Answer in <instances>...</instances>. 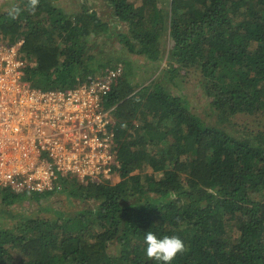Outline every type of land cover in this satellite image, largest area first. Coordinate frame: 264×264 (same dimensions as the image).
Returning <instances> with one entry per match:
<instances>
[{
    "label": "trees",
    "instance_id": "1",
    "mask_svg": "<svg viewBox=\"0 0 264 264\" xmlns=\"http://www.w3.org/2000/svg\"><path fill=\"white\" fill-rule=\"evenodd\" d=\"M10 1L0 5V37L23 39L31 87L65 90L122 66L104 99L120 167L114 183L70 190L73 208L92 206L0 228V264H163L146 258L149 231L185 243L171 264H264V132L233 122L264 117V0H104L110 21L89 0L70 14L54 0H39L34 14ZM14 7L25 9L16 19ZM114 38L125 58L96 57ZM134 59L158 67L141 99L123 68ZM179 77L198 84L214 124L172 90ZM63 190L0 188V201L18 210L17 196L38 203Z\"/></svg>",
    "mask_w": 264,
    "mask_h": 264
},
{
    "label": "built area",
    "instance_id": "2",
    "mask_svg": "<svg viewBox=\"0 0 264 264\" xmlns=\"http://www.w3.org/2000/svg\"><path fill=\"white\" fill-rule=\"evenodd\" d=\"M0 37V188L14 194L59 192L75 176L83 185L114 183V107L104 99L122 72L117 64L65 90L44 91L21 80L29 64Z\"/></svg>",
    "mask_w": 264,
    "mask_h": 264
},
{
    "label": "rangeland",
    "instance_id": "3",
    "mask_svg": "<svg viewBox=\"0 0 264 264\" xmlns=\"http://www.w3.org/2000/svg\"><path fill=\"white\" fill-rule=\"evenodd\" d=\"M10 2V0H0V5H2L3 8H8ZM53 3L56 7L60 8L65 13L70 14L80 11V4L78 3V0H54ZM88 4L89 6H93V9L98 13L100 18L106 21H110L109 19L111 18V12L104 0H89ZM120 29L125 30L123 26ZM109 43L110 44L95 50L94 54L96 55V57L104 56L110 58H125L123 53L117 48L118 43L116 38L112 39ZM132 61L133 62L131 64H127V66L123 68L126 70V73H128L131 77L130 80H132V84L135 89L134 96L136 98L141 99L144 92H142L140 88L149 84L151 79H153L151 75L152 69L158 70V67L156 64H149L148 62L146 63L145 61H142V59H134ZM25 69L26 68L23 69L24 75L22 76L21 80L23 82L28 83V80L25 76ZM191 76L195 77V75L193 74H191ZM181 80L179 77L176 81V85L180 84V89H178V87L176 86L173 87L172 90L176 94L183 93L191 98L194 97L192 101L194 103L192 106L194 107L196 112L201 116V119L207 122L208 124H214L215 114L206 104L205 96L202 94V91L198 87V84L191 85L188 82L185 83V80ZM28 85L30 84L28 83ZM233 122L239 125H248L249 128L255 131L264 132V117H260L259 119L255 120L251 117L235 115L233 116ZM77 183V178L75 176L71 175L70 178V176L68 175L63 181L64 190L61 192L60 195L43 194L41 198H48L40 200L38 203L35 200L34 194H24L20 195V197L17 196V200H23L22 202H20V205H17V207L19 208L18 210H14V208H9L2 204V202L0 201V228H12L13 225L19 220V216L21 215L29 216L32 218L37 217L45 218L48 220H56L60 216H62L61 218H64L66 215L73 214L75 211L80 210L81 208L92 206V204L90 203L84 204L81 202H75V206L73 208L71 201L72 199L70 197L69 192L74 188L80 187L79 185H77ZM6 190L7 191L4 193H12L10 190ZM4 195L7 194H2V196Z\"/></svg>",
    "mask_w": 264,
    "mask_h": 264
},
{
    "label": "clouds",
    "instance_id": "4",
    "mask_svg": "<svg viewBox=\"0 0 264 264\" xmlns=\"http://www.w3.org/2000/svg\"><path fill=\"white\" fill-rule=\"evenodd\" d=\"M39 0H26V9L35 13L38 7ZM20 7H14L9 15L12 19H16L22 11ZM146 244L145 255L147 259L163 262V264H171L177 254L183 253L186 250L185 243L178 236H164L158 239L152 232H147L144 237Z\"/></svg>",
    "mask_w": 264,
    "mask_h": 264
}]
</instances>
